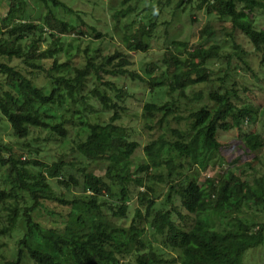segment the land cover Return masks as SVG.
Returning a JSON list of instances; mask_svg holds the SVG:
<instances>
[{"label": "trees", "instance_id": "trees-1", "mask_svg": "<svg viewBox=\"0 0 264 264\" xmlns=\"http://www.w3.org/2000/svg\"><path fill=\"white\" fill-rule=\"evenodd\" d=\"M15 1L8 0L10 14L17 9ZM190 1L179 0L177 5ZM51 2L54 7L73 13L59 0ZM204 7L208 12L214 10L220 18H227L232 29L244 34L255 50L262 52L264 63V28H255L251 15L256 9L264 11V0H199L198 8ZM126 9L118 13L125 15L131 11V7ZM45 25L52 31V37L53 28L66 31L70 26L49 11L43 23L16 20L9 29H0V58L7 59L0 60V75L5 82L0 89V114L19 138H26L33 128H39L48 131L49 137L64 141L68 138V127H78L70 152L82 159L66 162L61 154L47 167L41 161H23L12 148L2 145L9 154H0V165H7V174L15 187L30 200L23 207L12 205L8 224L0 229V234H5L13 232L18 224L23 227L16 259L6 264H19L24 253L34 264H119L121 257L126 256L130 259L125 264H243L246 251L264 241V220L242 217L240 207L255 205L264 211V175L256 178L254 185L231 170L220 178L208 175L202 183L199 178L211 157L220 150L218 131L241 129L244 121L252 118V112L236 104L239 97L234 89L210 91L207 102H202L198 92L193 96L186 94L189 86L209 80L207 61L217 56L218 50L194 47L189 51L186 42L174 40L163 53L161 63H152L159 69L156 75L148 67L145 76L134 72L127 55L117 49L100 59L87 57L83 65L74 67L72 74H53L67 63L54 58L60 51L55 43L41 49ZM155 26L151 19L142 23L124 42L129 49L146 51L144 39L151 36ZM234 48L239 47L235 44ZM11 60H19L33 75L10 64ZM39 76L45 80L41 86L35 82ZM126 76L142 81L152 92L160 89L165 94L164 102L152 100L143 105L139 121L148 138L141 159H136L141 145L132 136L135 130L122 121L127 89L111 79ZM89 82L91 86L85 90ZM195 101L197 107L192 105ZM94 106L99 109L96 111ZM108 112L111 115L102 119L101 114ZM241 140L249 151L264 143L257 132L243 133ZM33 152L38 154L39 148ZM98 163L103 165L100 171L87 170L89 165ZM28 164L36 165L38 170L31 173L24 167ZM74 166L80 178L73 174L66 178L65 168ZM48 178H55L62 187L73 185L83 192L72 199L58 196ZM131 182L146 190L140 199L146 202V213L143 216L138 207L134 208L127 228L114 226L99 198L104 193L116 196L119 202L110 206L111 217L128 219ZM158 182L168 186L165 200L170 206L160 210L149 196L155 194L153 184ZM0 195L17 196L5 191ZM174 199L193 214V222L186 229L173 219V214L181 217L172 206ZM46 200L60 203L65 210L47 206ZM79 204L85 206V212H76ZM84 213L89 214L88 222ZM43 214L53 217L51 226L38 219ZM213 215L230 216L231 225L213 227L210 223ZM141 220L146 223L142 225ZM71 221L80 227H72ZM147 223L149 229L163 237V247L141 238ZM165 248L175 251L176 256Z\"/></svg>", "mask_w": 264, "mask_h": 264}, {"label": "rangeland", "instance_id": "rangeland-1", "mask_svg": "<svg viewBox=\"0 0 264 264\" xmlns=\"http://www.w3.org/2000/svg\"><path fill=\"white\" fill-rule=\"evenodd\" d=\"M73 10V13L66 11L62 7H54L51 0L46 3L41 0H16V11L10 14L8 0H0V29L7 30L11 23L16 20H25L26 22L43 23L45 15L51 11L52 14L70 24L69 29L61 31L53 28L54 36L50 35L49 27L45 25L41 49H45L53 43L60 51L54 56L58 62H66L64 69L53 74H72L74 67L83 65L87 57H97L100 59L104 54L114 53L117 49L127 55L131 62L130 69L143 76L144 70L148 67L152 75H156L159 69L152 63L160 64L161 57L166 48L172 41L186 42L189 51L194 47L210 48L215 47L218 55L207 61L210 69L209 80L189 86L186 94L193 96L198 92L201 94L202 102H207L206 96L210 91H224L225 89H234L238 94L236 104L246 106L252 112V118L245 120L241 129H231L229 131L219 130L217 139L220 142V150L215 153L205 171L201 172L199 183H202L206 176H217L218 178L227 171L231 170L238 175L245 177L252 185L255 179L264 175V143L255 151H249L241 140V135L247 132H257L264 139V63L261 62L262 52L255 50L249 39L238 30L231 27L227 18H220L213 10L208 12L206 7L198 8L199 0H191L182 5H177L179 0H59ZM131 11L125 15L118 13L119 10ZM254 27L264 28V11L256 9L252 12ZM8 18L7 21H3ZM150 19L156 22L151 36L145 38L147 42L146 51L129 49L124 42L126 36H131L137 32L142 23H148ZM100 33V36L97 34ZM238 45V49L234 45ZM184 53V52H183ZM6 61V58H0ZM10 64L29 74L27 67L22 65L19 60H11ZM158 66V65H157ZM160 68V67H159ZM29 75H33L29 74ZM147 77V75H146ZM119 86L126 87L128 96L122 103L124 106L122 121L133 131L135 138L141 146L136 152V159L143 158L142 147L145 144L148 135L143 132L140 126L139 117L143 105L147 101L155 100L159 103L164 102L165 94L163 92L149 90L148 86L138 79L130 77L111 78ZM37 85L45 83L43 77L35 78ZM4 79L0 75V89L4 86ZM3 85V86H2ZM91 86L88 83L85 90ZM158 90V89H157ZM109 94L113 95V92ZM200 101V100H199ZM211 104V102H209ZM193 106L197 107L195 101ZM99 109L98 106H94ZM186 114V113H184ZM111 112L101 114L102 119H107ZM94 117V115H92ZM92 117V118H93ZM68 138L59 141L54 137H49V132L44 129L33 128L31 134L26 138H19L14 133L8 121L0 114V154L8 155L2 145H6L14 150L23 161L37 160L48 166L56 160L61 154L66 162L72 160H81L77 154L70 152V146L73 144L72 138L78 130V127H68ZM29 148V149H27ZM34 148H39L38 154L33 152ZM173 155V154H172ZM139 157V158H137ZM186 161L184 160V163ZM77 164L76 166H79ZM20 166V165H19ZM28 171L34 173L38 170L36 165L28 164L24 166ZM103 167L101 163L89 165L88 171L98 170ZM193 169V168H192ZM45 170V169H44ZM191 172V169L188 170ZM66 178L69 174L80 178V172L77 168H65ZM51 184L54 193L58 196H64L72 199L74 196H80L83 192L81 188L70 185L68 188L62 187L55 178L47 179ZM151 181L149 182V184ZM155 194L149 195L154 200V207L162 209L170 207L167 205L166 196L168 186L164 183H154ZM114 187L113 191L117 192ZM17 195L16 198L3 197L0 195V229L8 224L7 216L12 205L17 204L20 207L28 205L30 200L27 195L15 187V183L7 174V165H0V192ZM131 200L129 201L128 219H117L111 217L110 206H115L119 199L116 196L110 197L104 193L99 198L103 203L101 208L110 217L111 223L120 225L121 228H127L134 208H139L143 216L146 213V202L140 199L144 197L146 190L138 187L136 183L129 184ZM16 193V194H15ZM150 194V193H149ZM47 206L58 211L65 210L60 203L46 200ZM175 210L181 213V217L173 214V219L183 228H188L193 222V214L188 213L177 199H174ZM110 208V209H109ZM76 212H85V206L78 205ZM242 217L248 220H264V211L260 206L242 204L240 213ZM84 218L88 222L89 214L84 213ZM56 217V216H55ZM45 226H51L53 217L49 214H43L38 218ZM230 216L217 217L213 215L211 224L215 228H223L231 225ZM146 223L141 220V224ZM72 227H80V224L71 221ZM23 235V227H18L13 232L0 234V264L14 261L18 250V240ZM141 238L145 242H152L155 246L163 247L162 236L154 230L149 229L146 224V231L142 233ZM127 239H124V241ZM124 249V246L120 244ZM170 255L176 256V252L165 248ZM130 258L121 257L119 264H125ZM19 264H34L27 253L22 255ZM243 264H264V241L258 247L246 251Z\"/></svg>", "mask_w": 264, "mask_h": 264}]
</instances>
